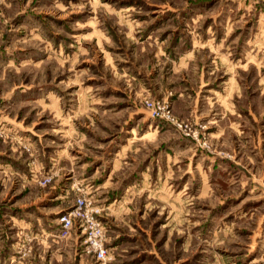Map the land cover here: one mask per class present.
Returning a JSON list of instances; mask_svg holds the SVG:
<instances>
[{"label": "rangeland", "instance_id": "obj_1", "mask_svg": "<svg viewBox=\"0 0 264 264\" xmlns=\"http://www.w3.org/2000/svg\"><path fill=\"white\" fill-rule=\"evenodd\" d=\"M0 264H264V0H0Z\"/></svg>", "mask_w": 264, "mask_h": 264}, {"label": "built area", "instance_id": "obj_2", "mask_svg": "<svg viewBox=\"0 0 264 264\" xmlns=\"http://www.w3.org/2000/svg\"><path fill=\"white\" fill-rule=\"evenodd\" d=\"M148 105H149V108H153V109H155V108H163V106H161L160 104L155 103V102H149ZM102 236H103L102 232H99V233L95 232V233H93L91 235L90 239L92 241V244H93L94 248L98 250V252H99V254L101 256H104L105 255L104 254L105 251H104V248H103Z\"/></svg>", "mask_w": 264, "mask_h": 264}]
</instances>
